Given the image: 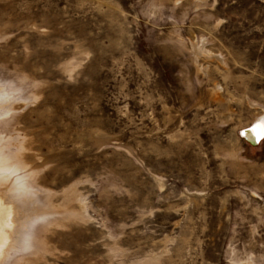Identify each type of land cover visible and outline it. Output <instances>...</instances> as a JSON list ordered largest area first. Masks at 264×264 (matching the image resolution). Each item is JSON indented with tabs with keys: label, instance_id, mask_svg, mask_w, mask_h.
Segmentation results:
<instances>
[{
	"label": "rangeland",
	"instance_id": "rangeland-1",
	"mask_svg": "<svg viewBox=\"0 0 264 264\" xmlns=\"http://www.w3.org/2000/svg\"><path fill=\"white\" fill-rule=\"evenodd\" d=\"M172 1L0 0V134L85 206L34 264H264V0Z\"/></svg>",
	"mask_w": 264,
	"mask_h": 264
},
{
	"label": "bare ground",
	"instance_id": "bare-ground-1",
	"mask_svg": "<svg viewBox=\"0 0 264 264\" xmlns=\"http://www.w3.org/2000/svg\"><path fill=\"white\" fill-rule=\"evenodd\" d=\"M172 2L174 7L181 0ZM176 34L179 38L176 40L182 43L183 40L180 39L178 31ZM207 41L202 37L190 41V48L197 69L208 77V65L200 64V58L214 59L221 66L226 64V59L208 48ZM2 84L0 85V117L8 115L14 109L10 101L13 94L10 95V89H8L9 92L7 85ZM11 89L19 90L20 87L16 86ZM31 97L34 98L33 95ZM253 123H255L256 131L250 132L248 136L258 140L264 135V112H260L254 118ZM23 148L22 139L18 133L7 139L0 134V264H34L49 250L48 239L45 235L47 226L59 224L61 220L71 216H78L82 219L85 213L83 200L74 186L64 189L63 197L67 202L75 200L77 207L67 202L57 205L52 203L49 191L44 189L42 191L35 184L33 176L36 170L28 165L26 155L22 152ZM157 181L160 182L159 179ZM38 191L42 193L43 198L39 196L41 193L39 194ZM53 214H60L62 217L48 220ZM249 260L246 258L244 263L240 264H251Z\"/></svg>",
	"mask_w": 264,
	"mask_h": 264
},
{
	"label": "water",
	"instance_id": "water-1",
	"mask_svg": "<svg viewBox=\"0 0 264 264\" xmlns=\"http://www.w3.org/2000/svg\"><path fill=\"white\" fill-rule=\"evenodd\" d=\"M254 125H255V123H253L252 125H250V126L244 128V129H241L240 132H239L240 136H241L243 139H245V141H247V142H248L249 144H251V145H257L258 142H259L261 139L264 138V135H263V136H262L261 138H259L258 140H255V138H252V137H249V136L246 137V136H244V135H241L242 132H244V131H246V130H250V129H252V128L254 127Z\"/></svg>",
	"mask_w": 264,
	"mask_h": 264
},
{
	"label": "snow or ice",
	"instance_id": "snow-or-ice-1",
	"mask_svg": "<svg viewBox=\"0 0 264 264\" xmlns=\"http://www.w3.org/2000/svg\"><path fill=\"white\" fill-rule=\"evenodd\" d=\"M255 131H256V127L254 126L252 129L242 132L241 135H244L247 137L250 132H255ZM253 138H255V137H253Z\"/></svg>",
	"mask_w": 264,
	"mask_h": 264
}]
</instances>
